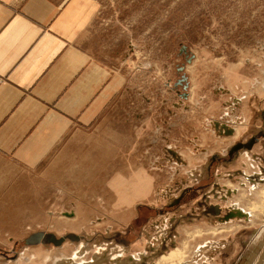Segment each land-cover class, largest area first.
I'll use <instances>...</instances> for the list:
<instances>
[{"label": "rangeland", "instance_id": "1", "mask_svg": "<svg viewBox=\"0 0 264 264\" xmlns=\"http://www.w3.org/2000/svg\"><path fill=\"white\" fill-rule=\"evenodd\" d=\"M92 1L116 87L89 123L39 124L0 264H264V0Z\"/></svg>", "mask_w": 264, "mask_h": 264}, {"label": "crops", "instance_id": "2", "mask_svg": "<svg viewBox=\"0 0 264 264\" xmlns=\"http://www.w3.org/2000/svg\"><path fill=\"white\" fill-rule=\"evenodd\" d=\"M95 9L92 0H0V189L28 171L22 156L35 155L43 120L56 112L89 123L115 89L90 36ZM255 146L251 156L264 161ZM240 256L231 262L245 264Z\"/></svg>", "mask_w": 264, "mask_h": 264}, {"label": "bare ground", "instance_id": "3", "mask_svg": "<svg viewBox=\"0 0 264 264\" xmlns=\"http://www.w3.org/2000/svg\"><path fill=\"white\" fill-rule=\"evenodd\" d=\"M255 208H256V206H255ZM256 210H257V208H256ZM259 211H260V214H262V213H264V201L262 202V205L260 206V208H259ZM251 215H252V217L254 218L255 216L253 215V212H251L250 213ZM103 249L101 248V250H97L98 251V253H101V251H102ZM80 251V249H77L74 253H73V259H72V261H70V262H68V263H63V264H71V263H73V264H84L85 262H87V258L86 259H82V258H80V256H79V252ZM124 253H125V251L124 250H122V249H119L118 251H115V253H113V255L111 256L112 258V261H111V264H121V261H123V258H124ZM93 257V256H92ZM136 259H138V260H140L139 259V256L138 255H136L135 254V256H134ZM79 258V259H78ZM95 258V257H94ZM79 260L78 262H77V260ZM142 259V258H141ZM57 262V261H56ZM56 264H61V263H59V262H57Z\"/></svg>", "mask_w": 264, "mask_h": 264}, {"label": "water", "instance_id": "4", "mask_svg": "<svg viewBox=\"0 0 264 264\" xmlns=\"http://www.w3.org/2000/svg\"><path fill=\"white\" fill-rule=\"evenodd\" d=\"M68 237H73V235H70V234H69Z\"/></svg>", "mask_w": 264, "mask_h": 264}, {"label": "flooded vegetation", "instance_id": "5", "mask_svg": "<svg viewBox=\"0 0 264 264\" xmlns=\"http://www.w3.org/2000/svg\"><path fill=\"white\" fill-rule=\"evenodd\" d=\"M212 209H214V208H212Z\"/></svg>", "mask_w": 264, "mask_h": 264}]
</instances>
